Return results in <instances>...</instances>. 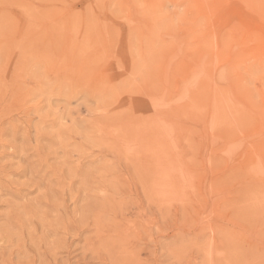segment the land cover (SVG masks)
Segmentation results:
<instances>
[{"label":"rangeland","instance_id":"374dc122","mask_svg":"<svg viewBox=\"0 0 264 264\" xmlns=\"http://www.w3.org/2000/svg\"><path fill=\"white\" fill-rule=\"evenodd\" d=\"M0 264H264V0H0Z\"/></svg>","mask_w":264,"mask_h":264}]
</instances>
